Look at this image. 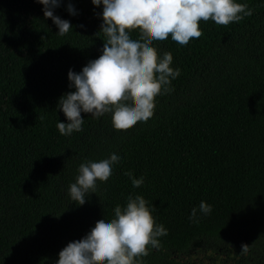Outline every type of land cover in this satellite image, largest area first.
I'll list each match as a JSON object with an SVG mask.
<instances>
[{
    "label": "trees",
    "instance_id": "1",
    "mask_svg": "<svg viewBox=\"0 0 264 264\" xmlns=\"http://www.w3.org/2000/svg\"><path fill=\"white\" fill-rule=\"evenodd\" d=\"M238 2L252 14L227 25L201 20L202 35L185 45L170 35L152 41L180 73L147 121L121 128L112 112L81 113V130L62 135L58 98L73 90L68 70L101 54L102 7L61 0L54 14L73 31L59 35L37 0H0V264H55L129 195L143 196L168 230L143 264H204L180 257L202 246L264 264V0ZM129 28L140 36L139 25ZM112 151L123 157L113 174L77 205L68 186L79 164ZM129 170L143 184L133 187ZM201 201L212 211L193 223Z\"/></svg>",
    "mask_w": 264,
    "mask_h": 264
},
{
    "label": "clouds",
    "instance_id": "2",
    "mask_svg": "<svg viewBox=\"0 0 264 264\" xmlns=\"http://www.w3.org/2000/svg\"><path fill=\"white\" fill-rule=\"evenodd\" d=\"M43 5L45 18H51L57 34L72 30L69 20L54 14L61 0H37ZM101 6L100 30L106 36L101 54L89 60L79 72L69 69L67 79L73 89L58 98L57 108L66 118L57 120L60 134L80 131L84 122L81 113L101 117L112 112L116 127L127 128L138 121H147L154 114L155 97L170 91V83L179 73L172 67L170 51L158 54L154 40L171 39L185 45L191 38L202 35L201 20L211 19L227 25L250 16L253 9L238 0H91ZM70 15L77 12L67 5ZM139 25L140 36H133L129 26ZM83 27V25H80ZM73 31V30H72ZM143 37V38H142ZM118 151L95 160H85L78 166L75 181L68 193L77 205H83L86 194L95 189L98 180H107L117 162ZM128 175L133 187L144 182V176ZM153 205L141 195H129L126 204H117L114 216L99 218L81 238L70 241L58 252L55 264H143L151 248H159L158 237L167 235V229L156 223ZM212 205L201 201L193 207L188 219L199 222L198 212L207 215ZM248 245L241 244L242 250Z\"/></svg>",
    "mask_w": 264,
    "mask_h": 264
},
{
    "label": "rangeland",
    "instance_id": "3",
    "mask_svg": "<svg viewBox=\"0 0 264 264\" xmlns=\"http://www.w3.org/2000/svg\"><path fill=\"white\" fill-rule=\"evenodd\" d=\"M180 257L204 264H240L238 257H234L233 252L229 256L233 259H230L222 254V249L214 252L209 246L197 247L186 254L180 255Z\"/></svg>",
    "mask_w": 264,
    "mask_h": 264
}]
</instances>
